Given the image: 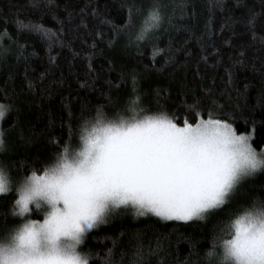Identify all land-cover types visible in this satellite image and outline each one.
<instances>
[{"label":"trees","instance_id":"obj_1","mask_svg":"<svg viewBox=\"0 0 264 264\" xmlns=\"http://www.w3.org/2000/svg\"><path fill=\"white\" fill-rule=\"evenodd\" d=\"M157 26L141 37L151 12ZM0 241L44 213L20 188L83 147L98 119H216L264 151V0H0ZM135 109V112H133ZM264 210V167L203 219L110 209L81 247L88 264H221L229 226ZM209 253H213L209 256Z\"/></svg>","mask_w":264,"mask_h":264},{"label":"snow or ice","instance_id":"obj_2","mask_svg":"<svg viewBox=\"0 0 264 264\" xmlns=\"http://www.w3.org/2000/svg\"><path fill=\"white\" fill-rule=\"evenodd\" d=\"M159 19L151 12L139 38ZM4 115L0 105V119ZM82 139L79 152L69 157L65 149L55 166L40 176L33 173L21 186L19 214L34 205L44 219H29L3 243L0 264H88L77 247L110 209L132 205L140 216L203 219L225 203L241 178L264 167V151L256 152L251 137L216 119L184 127L163 115L98 119ZM7 191L0 171V193ZM227 234L220 245L222 264H231L229 256L240 264H264V210L246 212Z\"/></svg>","mask_w":264,"mask_h":264},{"label":"rangeland","instance_id":"obj_3","mask_svg":"<svg viewBox=\"0 0 264 264\" xmlns=\"http://www.w3.org/2000/svg\"><path fill=\"white\" fill-rule=\"evenodd\" d=\"M5 109V113H6V108H4ZM4 117V116H3ZM3 119V118H2ZM2 119H0V124H1V121H2ZM196 125V124H195ZM195 125H193V126H195ZM178 126V125H177ZM185 126V125H184ZM184 126H179V127H184ZM0 134H1V126H0ZM238 135H240V134H238ZM243 135H248L247 133H244ZM250 137H251V135H249ZM250 142V144H251V141H249ZM252 146V145H251ZM0 171H2L1 169H0ZM3 172V171H2ZM4 173V175L6 176V174H5V172H3ZM6 178H7V176H6ZM20 198V196L18 197V199ZM17 199V200H18ZM30 207V209L32 208V207H35L34 205H30L29 206ZM17 211H18V214H19V206L17 205ZM27 213H25L24 214V216L26 215ZM20 215V214H19ZM20 216H23V215H20ZM44 219V218H43ZM43 219L42 220H40V221H38V222H43ZM28 220H24L23 222H21L19 225H18V228L15 230V231H13V233H12V235L11 236H8L7 238H5V239H3V240H1L0 241V243H6V242H8L10 239H11V237L15 234V232L18 230V229H20L22 226H23V224L24 223H26ZM90 231V230H89ZM88 231V232H89ZM87 232V233H88ZM86 233V234H87ZM77 251L82 255V256H84V251H83V248L81 247V244L80 245H78V247H77ZM85 257V256H84Z\"/></svg>","mask_w":264,"mask_h":264},{"label":"clouds","instance_id":"obj_4","mask_svg":"<svg viewBox=\"0 0 264 264\" xmlns=\"http://www.w3.org/2000/svg\"><path fill=\"white\" fill-rule=\"evenodd\" d=\"M2 246H3V243H0V247ZM228 260L231 262V264H240L239 259L234 256H229ZM221 264H222V260H221Z\"/></svg>","mask_w":264,"mask_h":264}]
</instances>
